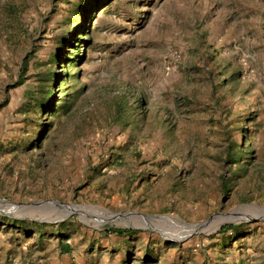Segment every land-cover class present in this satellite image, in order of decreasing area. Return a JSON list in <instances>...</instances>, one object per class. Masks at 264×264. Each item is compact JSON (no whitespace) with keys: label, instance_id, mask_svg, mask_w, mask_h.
Masks as SVG:
<instances>
[{"label":"rangeland","instance_id":"1","mask_svg":"<svg viewBox=\"0 0 264 264\" xmlns=\"http://www.w3.org/2000/svg\"><path fill=\"white\" fill-rule=\"evenodd\" d=\"M81 1L0 0V200L101 210L0 214V264H264V0Z\"/></svg>","mask_w":264,"mask_h":264},{"label":"water","instance_id":"2","mask_svg":"<svg viewBox=\"0 0 264 264\" xmlns=\"http://www.w3.org/2000/svg\"><path fill=\"white\" fill-rule=\"evenodd\" d=\"M0 202L3 204V206H0L1 207L0 208V214H3L5 216H11L15 219H21V217L22 218L28 217L29 219H32V217H34L35 215H38L39 216L38 221L50 222V223H57V222L63 221L64 219H66L70 215H72V213L78 215L80 217V219H86L84 210H96L97 212H99L101 210V209L91 207V206H78V205H72V204L65 205V204H61L59 202H55V201H39L36 203L27 204V205H15V204H11L9 202L3 201V200L2 201L0 200ZM241 207H248V206H240V207H238V209ZM252 207H255V209H257V207L255 205H252ZM8 208H11V210H15V209H17V210H15V213L13 215H11L9 211L8 212L5 211V210H8ZM74 208H77L78 210H74ZM70 210L72 212L68 213V211H70ZM104 214L107 215V217H109L111 215L110 213L105 212V211H104ZM27 215H30V216H27ZM112 215H114V214H112ZM115 215H117L116 217L123 216V215H126V216L131 215V217L132 216L135 217L136 219H138L137 221L139 223L145 225V227L136 226V228H139V229H150V226H148L149 224L146 222V221H148V219L149 220L150 219L156 220V219H163V218H173L175 220L177 219V218H174L171 216L151 217L148 215L147 216L146 215H137L136 213H122V214H115ZM228 215H231L232 218H235V219H233V221H231L229 223L235 224V223L242 220V218L238 215V211L236 208L227 214H218V215H215V216L211 217L210 219H208L204 222H201L199 224H197V223L192 224L190 226L198 227L199 225L209 223L210 221L215 219L217 216L227 217ZM177 220H179V219H177ZM146 223H147V225H146ZM155 223H156V221H153L151 223V226H155L156 225ZM130 228L135 229L134 227H130ZM185 238L186 237L180 239V238L176 237L175 239L183 240Z\"/></svg>","mask_w":264,"mask_h":264},{"label":"trees","instance_id":"3","mask_svg":"<svg viewBox=\"0 0 264 264\" xmlns=\"http://www.w3.org/2000/svg\"><path fill=\"white\" fill-rule=\"evenodd\" d=\"M90 2V3H89ZM103 2V0H82L78 5H77V10L80 12L81 16H83L84 13H86L87 9L88 8H92V9H95V7H97L98 5H100L101 3ZM88 4V5H87ZM87 5V6H86ZM87 29H84L83 28H76L75 26L72 27V29L69 31H65L62 33L60 39H59V52L56 53L54 56L53 55H50V59H54L56 57H58V55H60V51H61V48L62 46H64L67 42H69V45L72 49V51H68V52H71V54H74L75 55V52H77L78 50V44L77 45H74V43H80L83 39H82V36H85L87 35ZM70 53L68 54H63V57H62V60L65 62H69V63H72V59H70L69 57H67ZM73 55V56H74ZM62 61V62H63ZM51 77V73L49 71H45L42 76H41V79H40V89H44V88H47V83L49 81ZM49 90V89H48ZM41 96L38 98L40 99L38 102H39V105L41 106H45L44 108H48L50 106L49 104V101L50 98H51V95L49 96L48 95V99L46 97L47 94H49V91H47V93L43 92L40 93ZM38 95V93H37ZM43 95V96H42ZM45 100H47L45 102ZM46 103V104H44ZM238 227L237 226H233V225H228V226H224L221 228V230L219 231L220 233H227L229 231H235ZM111 233L113 234H116L118 236H121V235H124V234H128V233H132L133 231L131 230H120V229H111L110 230ZM69 250V247H65L64 249V252H68Z\"/></svg>","mask_w":264,"mask_h":264},{"label":"bare ground","instance_id":"4","mask_svg":"<svg viewBox=\"0 0 264 264\" xmlns=\"http://www.w3.org/2000/svg\"><path fill=\"white\" fill-rule=\"evenodd\" d=\"M0 204H2L0 202ZM3 205V204H2ZM11 210V208H8ZM17 210V209H15ZM74 210H78L77 208H74ZM72 212V211H71ZM117 215H112L113 218H116L118 221H122L124 223H121L122 225H124L125 223L129 224V225H124V226H134L130 223L132 217L130 216H126V215H123V216H118L116 217ZM138 220V219H137ZM230 222V218L229 217H221V216H217L215 219H213L212 221H210L209 223L207 224H202V225H199L198 227H194L193 229H196L195 231H199V230H204V231H210L212 229H216L218 228L219 226H221L222 224L226 223V222ZM150 226V227H153L151 226V223L153 221L149 220L146 221ZM120 223V222H119ZM146 223V225H147ZM194 233V232H193Z\"/></svg>","mask_w":264,"mask_h":264}]
</instances>
